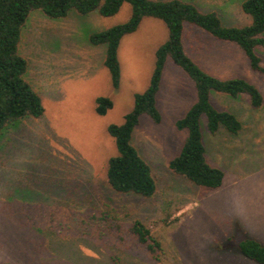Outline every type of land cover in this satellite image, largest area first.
Wrapping results in <instances>:
<instances>
[{
  "label": "rangeland",
  "instance_id": "374dc122",
  "mask_svg": "<svg viewBox=\"0 0 264 264\" xmlns=\"http://www.w3.org/2000/svg\"><path fill=\"white\" fill-rule=\"evenodd\" d=\"M188 1L216 11L226 25L249 21L241 0ZM129 15L124 4L111 17L71 11L49 18L34 11L25 22L19 52L44 113L0 134V264H114L117 258L121 264H257L242 257L237 244L251 238L264 245V104L253 109L244 94L210 91L212 106L233 113L241 130L220 127L211 134L201 116L207 161L224 176L217 188L197 186L169 168L186 137L175 123L196 92L168 59L156 97L161 120L141 116L131 138L151 168L155 193L147 198L108 187V159L116 154L108 126L122 123L134 94L148 87L155 50L168 34L162 20L147 17L123 36L114 88L104 63L106 46L93 45L89 36ZM183 45L205 72L242 77L264 97V79L234 43L185 23ZM100 96L112 102L104 114L96 110ZM136 219L161 243L158 260L130 231Z\"/></svg>",
  "mask_w": 264,
  "mask_h": 264
},
{
  "label": "trees",
  "instance_id": "16d2710c",
  "mask_svg": "<svg viewBox=\"0 0 264 264\" xmlns=\"http://www.w3.org/2000/svg\"><path fill=\"white\" fill-rule=\"evenodd\" d=\"M124 4L130 8L126 21L89 36L93 45L106 46L104 63L114 88L120 82L117 51L121 38L136 31L147 17L162 20L168 34L167 39L155 50L154 68L148 87L134 94L132 108L124 115L122 123L108 126V133L116 146V154L108 159V187L119 193L147 198L155 193L156 181L151 168L140 157L131 138L141 116L148 115L155 123L161 120L156 97L168 59L183 70L193 82L196 92L195 102L175 123L177 129L186 130V137L178 154L169 161V168L197 186L219 187L224 174L220 168L207 161L200 118H206V128L211 134L220 127L235 134L241 130V123L233 113L219 111L212 106L210 91L231 97L244 94L253 109L263 106L264 97L256 85L242 77L222 79L197 66L184 49V25L191 24L216 39L234 43L248 59L250 69L264 79V64L260 55L264 52V0H241L240 8L249 18L242 25H226L216 11H202L188 0H0V134L23 118H38L44 113L39 94L25 79L28 63L19 52L21 30L29 15L40 11L49 18H63L75 11L82 15L97 12L102 17H111ZM96 103L99 114H104L112 106V102L103 96L97 97ZM14 196L10 194L8 198L13 199ZM130 231L158 260L161 243L150 229L136 219ZM237 245L242 257L264 264V245L251 238L243 239ZM114 264H121V259L117 258Z\"/></svg>",
  "mask_w": 264,
  "mask_h": 264
}]
</instances>
